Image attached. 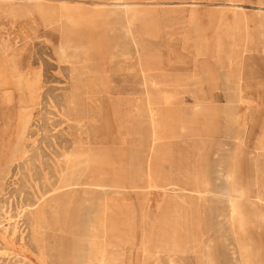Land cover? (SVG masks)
<instances>
[{
  "label": "rangeland",
  "instance_id": "374dc122",
  "mask_svg": "<svg viewBox=\"0 0 264 264\" xmlns=\"http://www.w3.org/2000/svg\"><path fill=\"white\" fill-rule=\"evenodd\" d=\"M11 57L0 264H264V0H0Z\"/></svg>",
  "mask_w": 264,
  "mask_h": 264
},
{
  "label": "bare ground",
  "instance_id": "6f19581e",
  "mask_svg": "<svg viewBox=\"0 0 264 264\" xmlns=\"http://www.w3.org/2000/svg\"><path fill=\"white\" fill-rule=\"evenodd\" d=\"M164 1V0H163ZM261 9V8H260ZM126 19L127 21L129 22V18L128 16H126ZM134 39V38H133ZM134 42V41H133ZM138 55V54H137ZM18 63L16 62L15 58L14 57H11V58H6V59H2L0 60V87H6L8 85H10L11 83H15L16 86H18V89H22L26 86L28 87V89H31L32 90V86L35 85V82L31 81L30 79L26 78V77H23L19 72H18ZM75 73V72H74ZM10 75V76H9ZM73 78V77H72ZM33 82V83H32ZM33 84V85H32ZM19 91V90H18ZM6 95V94H5ZM8 95V94H7ZM29 121H30V117L28 115H24L23 113H21L18 117V121H17V136L18 138L20 139L22 137V135L25 133L27 127H28V124H29ZM19 141V140H18ZM11 151V150H10ZM79 155L75 156L72 158V161H75V162H78L79 163V167H83L86 165L87 161L88 160H84V158L87 159V156H86V153L84 152L83 153V150L78 152ZM83 153V155L81 154ZM24 154V153H23ZM81 154V155H80ZM15 158V154L11 151V153L9 154V157H7V160H11V159H14ZM76 159V160H75ZM5 162V161H4ZM80 177V176H79ZM72 178V177H71ZM73 179L74 180H77L76 179V174L74 172V175H73ZM87 183V182H86ZM90 185H92V187L96 188V189H99V190H103V191H107L109 190L110 187H113L112 185H107V184H103V183H100L99 181L97 180H94L92 182H88ZM184 191H190L189 188L187 187H184ZM258 198V197H257ZM260 199V197L258 198ZM39 203V202H38ZM27 208V212L29 211L31 214H34L36 210L32 209V206L31 205H27L26 206ZM4 211V210H3ZM36 218V217H35ZM33 220V219H32ZM38 220H41V216L38 218ZM39 223V222H38ZM41 223V221H40ZM1 229V228H0ZM6 229V228H5ZM35 231V229H34ZM4 233L6 234L7 236V230L6 232L4 231ZM15 234L16 232L14 231L12 235L10 236H13L12 239L15 237ZM3 235V234H2ZM4 236V235H3ZM2 236V238H3ZM40 236V235H39ZM38 236V237H39ZM33 237V236H32ZM35 238V237H33ZM38 241V240H37ZM36 241V242H37ZM40 241V239H39ZM38 241V242H39ZM4 242V241H3ZM166 246V244L164 245ZM241 250V249H240ZM243 251H245L243 249ZM245 254V252H244ZM242 257V256H241ZM251 257V256H250ZM243 258V257H242ZM248 258V256H247ZM249 260V259H248ZM40 261H41V264H48L47 263V260L44 256V253L42 252L41 256H40ZM250 262V261H249Z\"/></svg>",
  "mask_w": 264,
  "mask_h": 264
},
{
  "label": "crops",
  "instance_id": "0c3cea01",
  "mask_svg": "<svg viewBox=\"0 0 264 264\" xmlns=\"http://www.w3.org/2000/svg\"><path fill=\"white\" fill-rule=\"evenodd\" d=\"M34 103H35V102H34ZM34 103H31V104H30V103H27V102H25L24 100H22V104H24V105H31L32 109H33ZM24 105H23V107H22L23 109L21 110L20 114H21V113L24 114L26 111H28V110L31 109L30 107H25ZM20 114H19V115H20Z\"/></svg>",
  "mask_w": 264,
  "mask_h": 264
}]
</instances>
